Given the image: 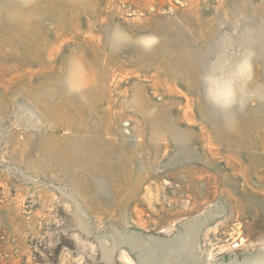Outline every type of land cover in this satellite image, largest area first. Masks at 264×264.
Wrapping results in <instances>:
<instances>
[{
  "label": "rangeland",
  "instance_id": "rangeland-1",
  "mask_svg": "<svg viewBox=\"0 0 264 264\" xmlns=\"http://www.w3.org/2000/svg\"><path fill=\"white\" fill-rule=\"evenodd\" d=\"M264 261V0H0V264Z\"/></svg>",
  "mask_w": 264,
  "mask_h": 264
},
{
  "label": "clouds",
  "instance_id": "clouds-1",
  "mask_svg": "<svg viewBox=\"0 0 264 264\" xmlns=\"http://www.w3.org/2000/svg\"><path fill=\"white\" fill-rule=\"evenodd\" d=\"M260 264H264V261H260Z\"/></svg>",
  "mask_w": 264,
  "mask_h": 264
}]
</instances>
